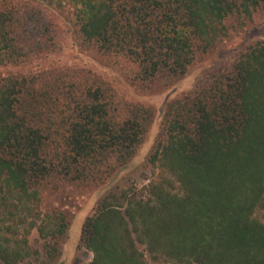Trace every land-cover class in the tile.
I'll use <instances>...</instances> for the list:
<instances>
[{"label": "trees", "instance_id": "trees-1", "mask_svg": "<svg viewBox=\"0 0 264 264\" xmlns=\"http://www.w3.org/2000/svg\"><path fill=\"white\" fill-rule=\"evenodd\" d=\"M37 1L0 2V63L61 50L62 33ZM57 1L75 8L84 42L142 89L184 76L229 36V19L264 11V0ZM153 120L152 108L83 68L0 79V264L31 258L35 228L50 242L63 236L64 214L38 224L44 194L111 180ZM150 161L158 171L147 185L102 199L85 220L91 264H264L263 41L169 104Z\"/></svg>", "mask_w": 264, "mask_h": 264}, {"label": "rangeland", "instance_id": "rangeland-1", "mask_svg": "<svg viewBox=\"0 0 264 264\" xmlns=\"http://www.w3.org/2000/svg\"><path fill=\"white\" fill-rule=\"evenodd\" d=\"M56 3L57 0L53 4L49 0H39L35 5L40 10L39 14H43L45 19L52 18L61 31V50L32 60L0 63V79L26 77L62 67L83 68L110 83L126 101L152 108L154 120L134 158L111 180L104 183H72L44 194L40 207L42 216L38 224L47 213L53 218L64 214L68 218V229L52 242L49 241L51 237L44 239L37 228L33 229L27 237L31 258L21 264H91L93 254L82 242L83 224L94 214L102 199L120 196L130 187L142 188L152 180L158 170L151 163L150 156L160 139L169 104L197 93L213 76L230 68L247 47L259 41L264 42V11L244 21L238 17L231 18L226 23L229 36L206 55L198 56L184 76L175 80L158 77L142 89L130 81L128 69L123 63L100 54L94 46L84 42L72 4L64 2L63 6H58ZM21 232L22 237L25 233L23 230ZM49 244L57 249L51 251V257L47 247Z\"/></svg>", "mask_w": 264, "mask_h": 264}]
</instances>
